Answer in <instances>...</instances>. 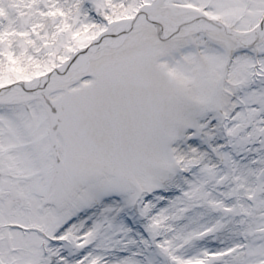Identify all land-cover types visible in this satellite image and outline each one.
I'll return each instance as SVG.
<instances>
[{
	"label": "snow or ice",
	"instance_id": "snow-or-ice-1",
	"mask_svg": "<svg viewBox=\"0 0 264 264\" xmlns=\"http://www.w3.org/2000/svg\"><path fill=\"white\" fill-rule=\"evenodd\" d=\"M0 264H264V0H0Z\"/></svg>",
	"mask_w": 264,
	"mask_h": 264
}]
</instances>
